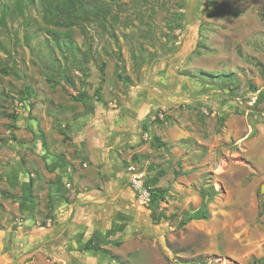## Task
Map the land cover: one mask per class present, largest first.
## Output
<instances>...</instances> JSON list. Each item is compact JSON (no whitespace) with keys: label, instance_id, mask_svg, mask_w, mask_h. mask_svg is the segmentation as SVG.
<instances>
[{"label":"rangeland","instance_id":"1","mask_svg":"<svg viewBox=\"0 0 264 264\" xmlns=\"http://www.w3.org/2000/svg\"><path fill=\"white\" fill-rule=\"evenodd\" d=\"M112 115L136 138L117 194L72 185L55 222L42 151H72L74 127ZM263 185L264 0H0V257L254 264ZM204 197L207 218L183 224Z\"/></svg>","mask_w":264,"mask_h":264},{"label":"crops","instance_id":"2","mask_svg":"<svg viewBox=\"0 0 264 264\" xmlns=\"http://www.w3.org/2000/svg\"><path fill=\"white\" fill-rule=\"evenodd\" d=\"M113 116V119L109 120L110 122L105 121V123L99 122L100 119H95L98 123H90L96 124V127L91 131L88 130L87 126L79 127L80 125H78V127H74L72 129L74 136L72 151H65L67 147L61 145V143H59V149L57 148V151H42L44 158H42L41 162L43 164H45L43 160L49 162L52 171L54 170L51 175L53 180L48 186V189L53 196L51 204L54 210L55 222L59 221L57 217L58 212H64L65 209L70 207V203H72L70 202V196L73 194L68 191V188H71L72 185L91 187V184H93L92 187H96L97 182H99L107 193L114 188L115 190L111 192L112 194H117L116 188L117 186L120 187L117 180L120 174L124 172V168L126 166V168L129 167L124 164V159L121 155L122 152L119 149L125 145H134L136 138L132 137L130 130L132 126H125L124 120L120 118L117 120ZM119 120H122V122ZM104 159L106 160V167L104 166ZM97 176H99V180ZM73 181L74 184L72 183ZM31 182L32 180L30 179L24 189V193H22L23 198L21 199L22 204L27 206L23 210L29 214H31V210H29V204H31L30 199L33 197L32 189L30 191ZM78 197L80 200L84 198L83 194ZM30 217L32 218V216ZM63 236V240L56 238L54 242H51H58V245H62L67 241L70 233ZM6 242L4 246L7 245Z\"/></svg>","mask_w":264,"mask_h":264},{"label":"trees","instance_id":"3","mask_svg":"<svg viewBox=\"0 0 264 264\" xmlns=\"http://www.w3.org/2000/svg\"><path fill=\"white\" fill-rule=\"evenodd\" d=\"M65 4H69V8H65V6L54 7V8H51V11L56 12L57 15L59 16V18H61L65 14H69L70 11H75V4L74 3H72V2L69 3V2L66 1ZM81 5H83V4H81ZM80 7L84 8V6H80ZM76 12H78V11H76ZM161 146H163V145H161ZM154 183H157V179H154ZM208 203H209V201L206 200L205 197H204V202H203V205H202L201 209L196 211V212L187 213L185 215L183 224H186L187 222H191V221H194V220H204V219H206L207 218V206H208ZM26 208H27L26 205L22 206V209L25 210ZM259 209H260L259 216H263L264 215V203H260ZM25 216H27L28 219L31 218V217H29L30 216L29 213H26ZM100 239H102V241H103V238L100 237ZM5 255H7V253ZM0 260L2 262H4V264H10L11 263V261L9 259V256H7V257L6 256H2V257H0ZM199 264H206V263H199ZM254 264H264V257L262 259H260V260L255 261Z\"/></svg>","mask_w":264,"mask_h":264},{"label":"built area","instance_id":"4","mask_svg":"<svg viewBox=\"0 0 264 264\" xmlns=\"http://www.w3.org/2000/svg\"><path fill=\"white\" fill-rule=\"evenodd\" d=\"M130 171H134L133 167L129 168ZM133 187L134 189L139 192V195L141 197V199H145L146 202L150 201V194L147 190H144V186H143V182L141 180H139V176L138 175H133Z\"/></svg>","mask_w":264,"mask_h":264},{"label":"water","instance_id":"5","mask_svg":"<svg viewBox=\"0 0 264 264\" xmlns=\"http://www.w3.org/2000/svg\"><path fill=\"white\" fill-rule=\"evenodd\" d=\"M261 191H262V193H264V185H263ZM60 240H62V239H60ZM53 244L58 245L59 243H58V242H55V243H53ZM2 245H3V244L0 242V252H2V251L4 250V245H3V246H2ZM0 264H4V262H2V261L0 260Z\"/></svg>","mask_w":264,"mask_h":264}]
</instances>
